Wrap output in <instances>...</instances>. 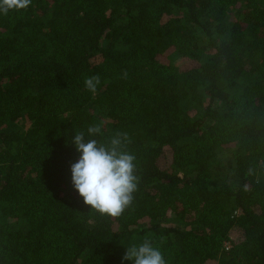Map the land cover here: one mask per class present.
Returning a JSON list of instances; mask_svg holds the SVG:
<instances>
[{
    "label": "trees",
    "instance_id": "trees-1",
    "mask_svg": "<svg viewBox=\"0 0 264 264\" xmlns=\"http://www.w3.org/2000/svg\"><path fill=\"white\" fill-rule=\"evenodd\" d=\"M0 264H264V0H0Z\"/></svg>",
    "mask_w": 264,
    "mask_h": 264
}]
</instances>
